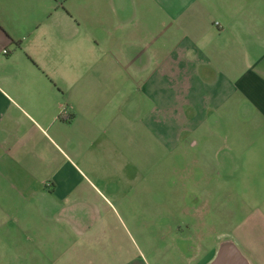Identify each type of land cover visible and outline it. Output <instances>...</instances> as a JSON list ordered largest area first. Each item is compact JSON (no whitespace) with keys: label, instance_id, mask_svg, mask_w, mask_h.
Segmentation results:
<instances>
[{"label":"crops","instance_id":"0c3cea01","mask_svg":"<svg viewBox=\"0 0 264 264\" xmlns=\"http://www.w3.org/2000/svg\"><path fill=\"white\" fill-rule=\"evenodd\" d=\"M139 96L191 162L179 263L264 264V0H0V264H112L77 219Z\"/></svg>","mask_w":264,"mask_h":264},{"label":"rangeland","instance_id":"374dc122","mask_svg":"<svg viewBox=\"0 0 264 264\" xmlns=\"http://www.w3.org/2000/svg\"><path fill=\"white\" fill-rule=\"evenodd\" d=\"M139 100L135 135L117 140L116 166L113 160L112 166L104 167L103 158L98 169V177L114 182L115 188L109 193L96 183L113 207L101 203L103 211L96 219H77L76 230L83 244L87 240L102 245L105 251L94 252L112 264L116 260L126 264H180L182 259L174 254V246L182 250L185 241L173 239L176 233H186L189 221L180 200L183 187L178 186H193V176H187L191 162L179 155L163 156V144L160 148L158 142L145 136L138 124L145 118V103L140 96Z\"/></svg>","mask_w":264,"mask_h":264},{"label":"built area","instance_id":"2783aa9c","mask_svg":"<svg viewBox=\"0 0 264 264\" xmlns=\"http://www.w3.org/2000/svg\"><path fill=\"white\" fill-rule=\"evenodd\" d=\"M5 53H7V52L4 51L3 54H5Z\"/></svg>","mask_w":264,"mask_h":264}]
</instances>
